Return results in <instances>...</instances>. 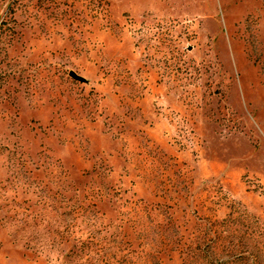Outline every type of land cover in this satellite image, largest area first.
I'll list each match as a JSON object with an SVG mask.
<instances>
[{"label":"rangeland","instance_id":"1","mask_svg":"<svg viewBox=\"0 0 264 264\" xmlns=\"http://www.w3.org/2000/svg\"><path fill=\"white\" fill-rule=\"evenodd\" d=\"M0 264H264V0H0Z\"/></svg>","mask_w":264,"mask_h":264},{"label":"water","instance_id":"2","mask_svg":"<svg viewBox=\"0 0 264 264\" xmlns=\"http://www.w3.org/2000/svg\"><path fill=\"white\" fill-rule=\"evenodd\" d=\"M69 75H70L72 78H74V79L79 78V77H77V75H75L73 72H70Z\"/></svg>","mask_w":264,"mask_h":264}]
</instances>
